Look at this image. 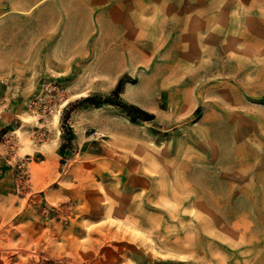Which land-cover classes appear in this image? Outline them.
<instances>
[{"label": "rangeland", "instance_id": "374dc122", "mask_svg": "<svg viewBox=\"0 0 264 264\" xmlns=\"http://www.w3.org/2000/svg\"><path fill=\"white\" fill-rule=\"evenodd\" d=\"M0 264H264V0H0Z\"/></svg>", "mask_w": 264, "mask_h": 264}, {"label": "trees", "instance_id": "16d2710c", "mask_svg": "<svg viewBox=\"0 0 264 264\" xmlns=\"http://www.w3.org/2000/svg\"><path fill=\"white\" fill-rule=\"evenodd\" d=\"M121 82L116 87L113 95L111 96H101V95H93V96H86L83 97L82 100L90 101L94 106H100L104 103L112 104L118 106L121 110H123L127 115L131 117L133 120H141V121H148L154 118V114L150 113L149 111L141 108L136 104H129L123 100H121L118 96L119 87H121ZM69 113L66 112L64 114V118L67 119Z\"/></svg>", "mask_w": 264, "mask_h": 264}, {"label": "bare ground", "instance_id": "6f19581e", "mask_svg": "<svg viewBox=\"0 0 264 264\" xmlns=\"http://www.w3.org/2000/svg\"><path fill=\"white\" fill-rule=\"evenodd\" d=\"M129 88V87H128ZM130 91H131V89H129ZM128 94V93H127ZM130 94H131V92H130ZM128 96V95H127ZM141 102V101H140ZM65 103V102H64ZM142 104H144L143 102H141ZM145 105V104H144ZM58 115H59V110H57V111H55V113L53 114V119L54 120H57V118H58ZM58 132H60V130L58 129ZM144 164H145V162H144Z\"/></svg>", "mask_w": 264, "mask_h": 264}, {"label": "crops", "instance_id": "0c3cea01", "mask_svg": "<svg viewBox=\"0 0 264 264\" xmlns=\"http://www.w3.org/2000/svg\"><path fill=\"white\" fill-rule=\"evenodd\" d=\"M140 5H143V2Z\"/></svg>", "mask_w": 264, "mask_h": 264}]
</instances>
